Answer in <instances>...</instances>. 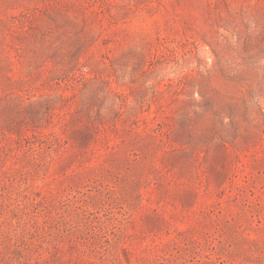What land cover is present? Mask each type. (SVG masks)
<instances>
[{
    "label": "rangeland",
    "instance_id": "374dc122",
    "mask_svg": "<svg viewBox=\"0 0 264 264\" xmlns=\"http://www.w3.org/2000/svg\"><path fill=\"white\" fill-rule=\"evenodd\" d=\"M0 264H264V0H0Z\"/></svg>",
    "mask_w": 264,
    "mask_h": 264
}]
</instances>
